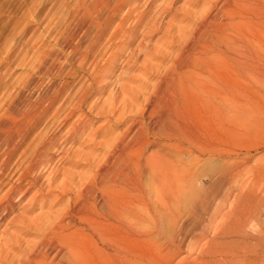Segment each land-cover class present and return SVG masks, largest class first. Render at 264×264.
Wrapping results in <instances>:
<instances>
[{
    "label": "bare ground",
    "instance_id": "6f19581e",
    "mask_svg": "<svg viewBox=\"0 0 264 264\" xmlns=\"http://www.w3.org/2000/svg\"><path fill=\"white\" fill-rule=\"evenodd\" d=\"M241 1L219 0L214 4L218 10L211 7L194 17L179 28L177 38L173 33L164 45L144 46L147 58L142 62L141 80L135 87L122 84L120 90H110L113 96L99 108L86 104L93 84L105 73L96 70L93 76L90 72L89 83L65 99L67 87L51 85L34 98L9 104L10 109L23 112V119L0 120V191L5 189L0 195V264H129L130 253L121 250V241L136 239L144 245L147 216L153 211H167L175 224L179 199L186 194L195 198L189 212L198 215L196 222L202 225L205 219L199 215L209 214L207 224L215 225L221 238L215 241L204 233L220 249L221 256L209 259L210 263L264 264V228L254 235L244 226L251 219L264 220L262 196L256 193L264 190V184L257 191L250 188L249 176H244L246 166L230 162L226 147L230 125L236 127L244 117L239 89L233 88L244 76L243 57L258 55L264 45L257 36L259 26L264 25V10L257 9L258 1L264 0H246L248 5L256 3L247 9L251 14H244L246 20H233L243 14L234 8L228 13L226 7ZM221 9L230 20L220 17ZM158 28L154 22L145 24L149 35ZM247 33L252 34L251 40ZM125 34L116 32L108 38ZM95 54L98 57L99 52ZM83 56L82 60L89 55ZM163 58L170 63L162 66L155 61ZM232 65H236L233 77ZM40 73L71 74L61 66L41 68ZM149 73L157 79L148 80ZM140 98L144 104L139 109L136 101ZM61 111L64 114L59 119ZM127 111L135 114L124 117ZM101 118L104 125L81 136L79 147L67 159L68 166L83 170L72 171L61 162L51 165L57 156L56 162L68 156L70 148L61 147L63 142L71 136L68 141L76 140L88 121ZM46 119L59 122L56 129L37 131ZM119 121L126 125L121 132L105 133L108 136L97 140L103 127ZM30 136L33 139L23 150ZM99 146L104 152H97ZM193 152L198 154L188 160L180 158ZM206 155L219 156L221 163L209 173V185L193 187L196 163ZM13 158L18 164L12 170ZM42 165L50 171L41 182L37 172ZM257 178L264 179V167ZM38 198L45 202L36 212ZM24 199L20 212L9 217ZM137 223L141 227L136 235ZM30 235L35 238L28 239Z\"/></svg>",
    "mask_w": 264,
    "mask_h": 264
},
{
    "label": "rangeland",
    "instance_id": "374dc122",
    "mask_svg": "<svg viewBox=\"0 0 264 264\" xmlns=\"http://www.w3.org/2000/svg\"><path fill=\"white\" fill-rule=\"evenodd\" d=\"M218 1L0 0V120L16 121L23 119V112L10 109L9 104L24 97L34 98L51 85L67 87V92L62 99H65L67 95H73L82 84L90 82V77L94 75L95 70L96 73L98 71L105 73L101 76L102 80L93 84V94L90 95L86 104H94L99 108L107 98L113 96L110 90L114 91L118 88L120 90L122 84L135 87L141 80L144 70L142 62L147 58V47L153 48L161 44L164 45L170 40L173 33L177 38L179 28L186 25L194 17H198L208 9L210 10L211 7L214 11L218 10L214 5ZM255 6L256 3H249L248 5L247 1L244 0L239 4L228 5L226 11L228 13L233 12L231 8H234L235 11L243 14V16L239 14L234 16L233 20H236L244 18L245 13L246 16H249L252 10L247 9ZM257 9L264 10V2L258 1ZM219 15L223 20H230L223 9ZM246 16L243 20L247 19ZM148 22H154L159 27L150 35L145 29V24ZM87 28L90 30L86 36L85 30ZM259 28L257 36L264 41V25H260ZM116 32H119L120 35L124 32L126 36L123 35L110 40L108 35ZM247 35L251 40L252 34L247 33ZM228 36L229 42L232 43L231 36L229 34ZM245 46L248 49L251 43H246ZM97 47L98 57L97 54L94 56V53H98ZM172 48L175 49L176 46L173 45ZM149 53H153L152 50ZM82 54H84V58L86 55L89 56L82 60L80 57ZM155 61L158 62L157 64L161 63L162 66L170 63L166 58ZM81 62L83 63L82 68H80ZM59 66L63 68L64 72L70 71L71 74L67 76L65 74L44 75L40 73L41 68ZM235 66L232 65L230 68L232 77ZM242 66L244 76L240 83L236 82L233 85L231 82V86L239 89L238 99L244 107V117L240 122H237L238 124H235L236 127L234 124L230 125L231 129L227 134L226 147L229 150V161L238 163L239 166H246L244 176H249L250 188L252 187L254 191H257L258 187L264 184L261 183L264 182V179L257 178L259 170L264 167V131H262L264 130L262 128L264 127V45L258 49V55L252 57L245 55ZM91 71H93L92 76ZM147 76L150 81L157 79L156 74L149 73ZM96 87L97 89L94 90ZM143 104L141 98L136 101L139 109L143 107ZM63 114L62 111L59 113V119L62 118ZM134 114L127 111L124 117ZM230 120L233 122L232 116ZM58 123L55 121L47 122L46 119L39 125L37 131L48 127L50 128L49 132H53ZM103 123L102 118L88 121L86 126L82 127L84 132L82 131L76 140L68 141L71 136L62 143L61 147L64 149L70 148L67 152L68 156L56 162L57 156L51 165L61 162V166H68L67 159L71 158L74 149L79 147V138L85 137L90 132L98 131V127L104 125ZM125 127L126 125L120 121L116 124L106 125L98 134L97 140L108 136L104 135L105 133L121 132ZM32 139L30 136L27 140L28 143L26 142L22 149H26ZM104 150L103 146H99L97 152H104ZM197 154V152H193L192 155L185 154L181 155L180 158L188 160ZM220 163L219 156L206 155L200 157L194 170L193 187L209 185L212 182L209 173L214 172ZM17 164L18 161L13 158L10 168L15 169ZM47 168H43L42 165L38 172L35 171L37 173L40 171L41 182L50 171ZM70 168L76 172L84 169L76 166ZM4 191L5 189L1 190L0 195ZM256 193L262 196V216H264V190ZM17 196L14 197L15 200ZM26 200L24 199L16 205L9 217L20 212ZM194 200L195 198L188 194L181 197V201L179 199V210L174 213L175 224L171 223L172 219L169 220L167 211L156 212L151 209L154 213L150 212V215L147 216L148 240L143 242L146 246L141 245L142 242H138L136 239H134L135 241H121V250L130 253L129 264H220L209 262V259L219 258L221 254L220 251L217 252L220 250L218 244L215 245L207 241L204 233H207L209 238L215 237V241H219L221 238L217 233L218 231H215V225L208 226L209 214L201 213L199 215L204 216L203 219H205L204 223H201L202 225L196 222L195 218L198 215L189 212ZM44 202L45 198L36 200V212L40 210V206ZM151 204L152 208L157 209L152 201ZM224 207H229V204ZM43 209L45 210L47 207ZM7 222L8 219L4 224ZM217 223L218 221L214 222V224ZM4 224L1 228L4 227ZM244 226L248 232L256 235L259 233V229L264 228V220L251 219ZM140 227L138 223L135 225L136 235L139 233ZM34 238L35 235L28 236V239Z\"/></svg>",
    "mask_w": 264,
    "mask_h": 264
}]
</instances>
